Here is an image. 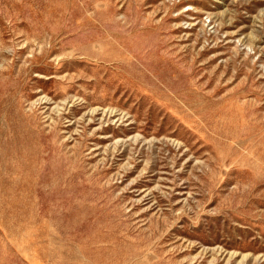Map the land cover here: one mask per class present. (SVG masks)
<instances>
[{"label":"rangeland","instance_id":"374dc122","mask_svg":"<svg viewBox=\"0 0 264 264\" xmlns=\"http://www.w3.org/2000/svg\"><path fill=\"white\" fill-rule=\"evenodd\" d=\"M0 264H264V0H0Z\"/></svg>","mask_w":264,"mask_h":264}]
</instances>
